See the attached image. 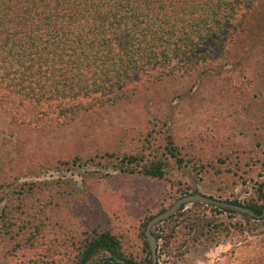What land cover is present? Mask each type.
<instances>
[{
    "label": "rangeland",
    "instance_id": "1",
    "mask_svg": "<svg viewBox=\"0 0 264 264\" xmlns=\"http://www.w3.org/2000/svg\"><path fill=\"white\" fill-rule=\"evenodd\" d=\"M237 18L198 56L148 64L103 101L83 97L77 114L51 106L35 120L0 100V220L36 223L19 248L0 238V264H79L83 240L100 231L152 264L146 223L179 197L263 204L264 0H245ZM154 166L160 176L144 172ZM185 205L189 217L152 227L154 264H264V218Z\"/></svg>",
    "mask_w": 264,
    "mask_h": 264
},
{
    "label": "trees",
    "instance_id": "2",
    "mask_svg": "<svg viewBox=\"0 0 264 264\" xmlns=\"http://www.w3.org/2000/svg\"><path fill=\"white\" fill-rule=\"evenodd\" d=\"M244 4L245 0H0V100L35 120L44 118L51 106L77 114L85 106L83 97L94 95L103 101L104 91L148 64L198 56L205 41L222 38L239 23ZM73 99L76 104L66 102ZM42 106L45 109L36 114ZM124 160L132 164L136 157ZM144 172L162 174L158 166ZM228 202L244 207L242 214L264 218V201ZM191 212L181 204L164 220L185 219ZM35 224L15 230L13 222L2 219L0 238L13 240L19 248L21 232ZM194 225L198 226L195 221ZM24 240L27 248L35 247L36 237ZM98 253L106 255L97 264H139L121 252L119 241L107 231L85 237L79 264Z\"/></svg>",
    "mask_w": 264,
    "mask_h": 264
},
{
    "label": "water",
    "instance_id": "3",
    "mask_svg": "<svg viewBox=\"0 0 264 264\" xmlns=\"http://www.w3.org/2000/svg\"><path fill=\"white\" fill-rule=\"evenodd\" d=\"M193 201L203 202V203L211 204V205L227 206V207L236 209L238 211H246V209L240 205H236V204L229 203L227 201L215 199L211 196H206L200 193L189 194V195H184L182 197H179L165 210L152 216L145 226V235H146V239L149 245V250L152 256V264H154L156 261V240L154 236L151 234L152 227L156 223L163 221L168 216L175 213V211L178 209V207L181 204H185V203L193 202Z\"/></svg>",
    "mask_w": 264,
    "mask_h": 264
}]
</instances>
